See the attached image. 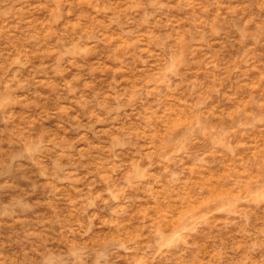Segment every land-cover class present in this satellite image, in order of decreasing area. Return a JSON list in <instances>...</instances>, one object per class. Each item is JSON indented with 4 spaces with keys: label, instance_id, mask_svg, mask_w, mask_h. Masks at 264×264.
<instances>
[{
    "label": "rangeland",
    "instance_id": "374dc122",
    "mask_svg": "<svg viewBox=\"0 0 264 264\" xmlns=\"http://www.w3.org/2000/svg\"><path fill=\"white\" fill-rule=\"evenodd\" d=\"M0 264H264V0H0Z\"/></svg>",
    "mask_w": 264,
    "mask_h": 264
}]
</instances>
